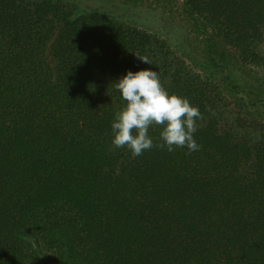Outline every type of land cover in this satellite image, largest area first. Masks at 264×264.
<instances>
[{
	"label": "trees",
	"instance_id": "trees-1",
	"mask_svg": "<svg viewBox=\"0 0 264 264\" xmlns=\"http://www.w3.org/2000/svg\"><path fill=\"white\" fill-rule=\"evenodd\" d=\"M183 8L245 108L226 51L264 66V0ZM145 69L199 108L200 151L113 147L114 82ZM226 101L163 39L59 0H0V264H38L34 236L59 264H264V124L221 128Z\"/></svg>",
	"mask_w": 264,
	"mask_h": 264
},
{
	"label": "rangeland",
	"instance_id": "rangeland-1",
	"mask_svg": "<svg viewBox=\"0 0 264 264\" xmlns=\"http://www.w3.org/2000/svg\"><path fill=\"white\" fill-rule=\"evenodd\" d=\"M75 15L99 14L128 26L136 27L163 39L189 68L223 89L228 114L221 128L250 131L264 124V66L247 64L235 50H227L226 67L245 96L244 102L228 91L221 73L214 68L212 55L203 31L189 19L183 0H59ZM264 56V39L257 44ZM52 63V60H50ZM258 102V103H255ZM29 241L38 255V264H59L56 254L37 237Z\"/></svg>",
	"mask_w": 264,
	"mask_h": 264
},
{
	"label": "clouds",
	"instance_id": "clouds-1",
	"mask_svg": "<svg viewBox=\"0 0 264 264\" xmlns=\"http://www.w3.org/2000/svg\"><path fill=\"white\" fill-rule=\"evenodd\" d=\"M136 54V53H135ZM142 62L151 64L146 56L136 54ZM123 107L115 113L111 123L115 149L127 148L132 157L143 155L154 147L173 152L187 148V154L201 150L194 139L197 120L203 115L186 97L169 94L162 86L160 74L150 69L129 70L114 82ZM160 127L159 144H154L149 129Z\"/></svg>",
	"mask_w": 264,
	"mask_h": 264
}]
</instances>
